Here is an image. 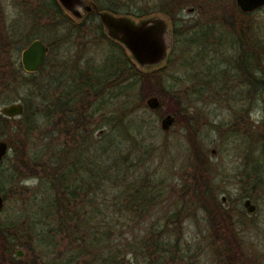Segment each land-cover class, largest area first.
Returning <instances> with one entry per match:
<instances>
[{"label": "trees", "instance_id": "16d2710c", "mask_svg": "<svg viewBox=\"0 0 264 264\" xmlns=\"http://www.w3.org/2000/svg\"><path fill=\"white\" fill-rule=\"evenodd\" d=\"M93 1L100 10L139 19L169 16L174 40L164 61L167 65L141 67L122 43L108 36L94 15L97 10L77 19L59 0H41L31 9L34 23L44 19L55 38L38 72L25 76L15 72L4 79L6 89L22 91L17 99L24 111L15 117H4L0 111V127L17 121L12 129H24L22 150L19 141L9 138L8 156L21 150L22 166L16 170L22 174L28 170L40 188L30 197L25 219L0 223V264H194L206 246L216 253L212 264H241L243 242L230 223L215 178L207 173L209 150L199 140L202 128H197L201 116L194 115L191 107L208 96L217 97L219 103L234 100V124L239 125L251 108L261 106L264 30L252 15L262 7L246 12L234 1V9L226 13L223 0H161L146 7L139 5L141 0ZM204 3L219 10L199 21L182 16L186 6ZM220 25L234 28V35L227 39L225 31L219 32ZM93 40L110 45L100 61L70 50L76 42ZM178 57L179 68L170 81L166 70ZM232 75L234 95L228 96ZM226 79L230 82L217 85ZM189 81L193 85H186ZM154 93L170 100L169 111L190 131L192 163L181 167L180 182L172 173L153 169L160 146L148 141L149 121L134 116ZM2 95L0 103L12 101ZM99 128L108 130L98 137ZM254 131L246 136L253 145L246 163L251 174L241 175L249 183L244 196L261 186L264 190V130L258 133L260 138ZM234 136L245 135L234 132ZM170 190L179 192L171 203ZM160 207H167L163 217L144 220ZM199 210L209 213L213 226L201 238L206 243L194 250L174 227L183 224L189 212L195 215ZM18 246L26 247L29 255L18 257Z\"/></svg>", "mask_w": 264, "mask_h": 264}, {"label": "rangeland", "instance_id": "374dc122", "mask_svg": "<svg viewBox=\"0 0 264 264\" xmlns=\"http://www.w3.org/2000/svg\"><path fill=\"white\" fill-rule=\"evenodd\" d=\"M160 1L161 0H141L139 5L146 7V4L149 2L150 4H156ZM234 1L236 2V0H223L222 5H224L223 7L226 13L227 11L231 12L230 9L231 7H234ZM40 2L41 0H0V36H2L3 33L2 39H7L8 33L12 32L13 38L15 37L14 44L10 47L9 53L7 54L9 61L13 63L20 60L21 50L27 47L34 39L41 38L47 45H49V42L55 38L54 33L47 31L44 19L42 22L40 21L38 25L35 24L31 18L30 12H33L31 9L37 8V6L40 5ZM195 7L192 5L186 6L182 10V16L189 21H199L202 15L203 18H205V15L211 17V15L219 10V8H210L209 3L199 5L197 8ZM191 8H193V10H190ZM94 15L97 17V21L101 20L98 14ZM160 15L168 19L170 29L173 33V24L170 17L165 14ZM252 17L255 18L256 22H259L262 25L261 29L264 30V7L257 10ZM135 19L139 20V18ZM96 23L97 22L94 21L91 24L95 27L94 25ZM219 28V32L225 31V33H227V39L234 35V28L230 26L224 28L220 25ZM109 47L110 45L107 41L100 42L98 40H93L89 44L84 41H79L76 42L70 50L77 56L86 53L100 61ZM219 52L222 51L220 50ZM179 58L181 59V57H178L177 61H173L172 65L170 64L167 67L166 74L170 81H173L171 75L175 74L176 69L179 68ZM214 59L219 60L216 54ZM164 65H167V62L162 63L161 67ZM7 73H0V94H3L1 98L12 100L10 101V103H12L18 100L17 98L20 97L22 91L18 92V89L14 91L11 86V88L6 89L4 79ZM230 80L232 82L226 79L222 82L219 81V84L217 83V85H221L226 81L228 83L230 82L227 85L228 90L226 87L224 92L221 91L225 93L227 90L228 96H231L232 93L234 95V75H232ZM193 83L194 81H189L186 82V85L191 86ZM152 95L158 96L161 100V106L156 110L151 109L147 104V99ZM207 98L209 99H206V102L201 101L197 104V106H199L198 108L197 106L191 107V111L194 115H198L199 113L201 116L197 128L198 131L202 128V132L200 131L201 139L199 140L207 145L209 150L207 173L215 178V186L217 191H219L223 207H225L227 213L231 215L232 219L230 223L233 222L232 225L234 226V231L240 237L239 240L243 242L242 253L244 256L242 257H244V259L243 261L241 260V264H264V190H262L263 188L261 186L262 189L259 188L257 191L244 196V193L247 192L249 187V183L244 176L241 177V175H247L250 173L249 166H246L245 164L252 155L249 148H251L253 142L247 137L250 138V132L255 130V135H258L255 137L260 138L258 133L263 132L264 129V93L261 106L258 108H251L248 112L249 114L245 115L248 116L246 121H241V124L239 125L234 124V132L245 135L241 138H235L232 131V124L235 116L234 100L231 102L227 99L225 102L219 103L217 97L208 96ZM211 98H213V100ZM3 101L5 100L1 99V112L2 107L6 105L2 103ZM169 103L170 100L168 98L165 99L163 95H160L159 93L151 94L144 99L141 104L143 106L139 105L140 109L136 111L134 116L137 118H145L149 121L151 131H147V134L149 135L147 137L149 138L148 141L151 140L156 145L160 146V149L155 153L157 157L153 169L158 173H172L174 175L173 179L180 182L182 180L181 176L184 174L181 167H187L192 163V158L189 156L191 135L190 131L181 127L177 118L176 122L169 130H164L162 128L161 122L163 117L172 113L169 111ZM212 122L216 127H212ZM17 124V121L3 124V126L0 127V140L3 139L9 143L8 139L12 138L13 141H19L18 146L22 150V140L25 138L24 129L17 128V130H13L12 128H15V126L17 127ZM107 130L108 129L106 128H99L96 135L100 137ZM61 140L65 141V136H62ZM37 142L42 145L39 138L37 139ZM21 150L14 153L13 156L12 154L11 156H8L3 163L2 195L5 198V208L0 213V223L11 224L20 219H25L28 213V205H30L29 203L31 202L30 197L34 190L40 188L39 180L35 179V177H30L31 175L28 170H23V174L21 171L16 170L17 166L20 168L22 166L21 158H23V153ZM214 150L216 151L214 152ZM244 165L245 167L242 169V166ZM15 172L16 174L14 175ZM175 191L170 190L168 192V195H170V198L168 199L169 203H171V201L175 202L174 200L178 199L176 193L179 194V192L176 191L175 193ZM247 197L260 205V212L256 215L248 216L234 211V205L243 207ZM166 212L167 207H160V210H157L155 214L149 215L148 218L144 220L151 222L157 217H163ZM187 213L188 212H186L185 215H187ZM234 215L235 221H238L235 225ZM175 226L176 227L174 228L181 233L184 241L193 244L195 250L199 243H206V241L201 238L211 230L210 228H212L213 225L209 220V213H206L204 210H199L195 215L189 212L188 217H184L183 224ZM19 250L22 251L23 255H18V257H26L29 255V250L26 247L18 246L16 248L17 254ZM213 257H216V253L211 250L210 247L206 246L204 255L201 256V258L198 257L194 264H212V261H215Z\"/></svg>", "mask_w": 264, "mask_h": 264}, {"label": "water", "instance_id": "95a60500", "mask_svg": "<svg viewBox=\"0 0 264 264\" xmlns=\"http://www.w3.org/2000/svg\"><path fill=\"white\" fill-rule=\"evenodd\" d=\"M59 1L77 19H83L87 13L97 10L108 36L122 43L141 67L157 66L166 60L173 44V33L168 19L164 16L156 14L137 20L129 15L100 10L93 0ZM236 2L246 12L255 11L264 6V0H236ZM49 51L50 47L43 39H34L22 53L25 70L38 72L45 65ZM147 104L151 109L156 110L161 106V100L158 96L152 95L147 99ZM23 111L24 104L22 102H13L2 107V113L9 117L19 116ZM175 122L176 115L169 113L162 119V128L169 130ZM9 151V143L0 140V162ZM246 206L250 207L251 212L253 211L254 205L250 198L246 200ZM4 208L5 200L0 186V213ZM18 255H23L21 250Z\"/></svg>", "mask_w": 264, "mask_h": 264}, {"label": "flooded vegetation", "instance_id": "af4514ba", "mask_svg": "<svg viewBox=\"0 0 264 264\" xmlns=\"http://www.w3.org/2000/svg\"><path fill=\"white\" fill-rule=\"evenodd\" d=\"M10 33H8V35H7L8 38L7 39H2L3 33H2V36H0V48H1V50H0V73L1 72H6L7 73L8 70H9V72L6 74L5 78L12 77L15 72L17 74H19V75L25 76V74L28 73V71H26L25 68H24V65H23V62H22V53H23V50L26 47L21 50V57H20V60L19 61H15L13 63V62L9 61V59L7 57V54L9 53L10 47H12V45L14 44V39H13V35H12L13 33L12 32H10ZM9 37H12V38L9 39ZM16 102H22V101L18 99ZM8 103H10V102L4 103V104L7 105ZM4 117H9V116H6L4 114ZM13 117H15V116H13ZM232 128H233L232 131H233V134H234V121H233V124H232ZM263 128H264V126H263ZM7 157H8V154H6L2 158V160L0 162V186H1V191H2V174H3L2 173L3 172L2 167H3L4 161H5V159H7ZM245 165L242 166V169H244L243 167H245ZM248 198L249 197H247L245 199V202H244L243 207L235 206L234 205V211L243 213V214L248 215V216H253V215H256L257 213H259L260 212V205H258L257 203H255L251 198L250 199L252 200V204L254 205L253 211L251 212L250 211V207H247L246 206V200ZM4 200H5V198H4ZM236 223H238V221H235V215H234V225Z\"/></svg>", "mask_w": 264, "mask_h": 264}]
</instances>
